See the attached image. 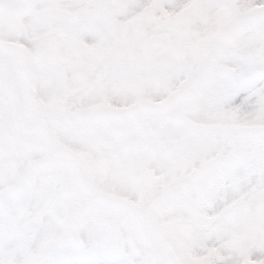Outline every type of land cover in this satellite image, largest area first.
I'll use <instances>...</instances> for the list:
<instances>
[{
  "label": "snow or ice",
  "instance_id": "6c2138e0",
  "mask_svg": "<svg viewBox=\"0 0 264 264\" xmlns=\"http://www.w3.org/2000/svg\"><path fill=\"white\" fill-rule=\"evenodd\" d=\"M0 264H264V0H0Z\"/></svg>",
  "mask_w": 264,
  "mask_h": 264
}]
</instances>
